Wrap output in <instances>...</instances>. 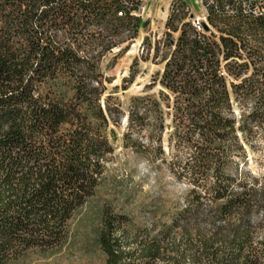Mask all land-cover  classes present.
I'll return each mask as SVG.
<instances>
[{"label":"trees","instance_id":"obj_1","mask_svg":"<svg viewBox=\"0 0 264 264\" xmlns=\"http://www.w3.org/2000/svg\"><path fill=\"white\" fill-rule=\"evenodd\" d=\"M136 3L0 0V264L62 245L101 184L122 115L125 147L139 143L190 186L170 263L264 264V237L254 241L264 228V179L241 182L237 160L264 140V16L210 14L211 28L199 30L183 5L173 10L154 80L159 95L134 97L123 112L113 96L103 98L100 64L118 44L112 36L138 34L141 18L119 14ZM122 222L104 210L98 244L106 264H136L116 235ZM139 248L144 263L166 254L157 241Z\"/></svg>","mask_w":264,"mask_h":264},{"label":"rangeland","instance_id":"obj_2","mask_svg":"<svg viewBox=\"0 0 264 264\" xmlns=\"http://www.w3.org/2000/svg\"><path fill=\"white\" fill-rule=\"evenodd\" d=\"M181 5L180 12L185 10V20L188 21L190 14H200L203 10L198 0H151L143 16L131 15L142 21L135 37H130L132 33L128 29H121L113 38L109 37L118 44L102 58L100 64L105 86L103 98L113 96L112 104L118 105L123 112L127 111L134 97L159 95L161 86L154 80L163 71L164 64L160 61L168 53L167 21L173 10L176 12ZM188 7L190 10L187 11ZM217 24L226 28L223 23ZM171 34L178 37V33ZM252 72L250 66L247 74ZM235 110L238 114L240 108L235 105ZM126 116H121L119 126H112L114 131L110 132V138L115 150L105 162L101 184L95 195L70 221L62 245L45 251H27L11 258L8 264H106V256L98 244L104 210L114 216H122L123 222L116 235L122 242L123 250L134 252L136 264H171L170 248L174 242L181 240L180 228L185 224L184 220L179 225L175 224V218L189 208L190 186L187 181L177 179L165 161L154 160L139 143L125 147ZM134 136L137 137L136 132ZM167 139L165 136L166 149ZM258 140L261 145H256L254 150L251 145L247 146V157L237 158L241 182L251 184L255 177L264 179V140L261 137ZM166 157L170 155L166 154ZM230 172L235 174V166ZM262 214L263 211L257 212L250 218L251 223L258 224ZM263 237L264 228H256L254 241L259 242ZM150 241L160 243L166 254L144 263L138 256L139 246L141 242Z\"/></svg>","mask_w":264,"mask_h":264},{"label":"built area","instance_id":"obj_3","mask_svg":"<svg viewBox=\"0 0 264 264\" xmlns=\"http://www.w3.org/2000/svg\"><path fill=\"white\" fill-rule=\"evenodd\" d=\"M150 1H137L132 7H141L142 14H144L143 5H147ZM198 2L202 4L203 10L200 14H192L194 16L192 22L199 30L203 29L205 24H208L210 14L223 17L245 16L250 18L251 14H259V17L264 16V0H236V3H228V0H198ZM188 8L190 10V7Z\"/></svg>","mask_w":264,"mask_h":264},{"label":"bare ground","instance_id":"obj_4","mask_svg":"<svg viewBox=\"0 0 264 264\" xmlns=\"http://www.w3.org/2000/svg\"><path fill=\"white\" fill-rule=\"evenodd\" d=\"M136 1H142V0H136ZM228 3H236V0H228ZM146 10H147V5H143V12H146ZM127 13L130 14V15L136 14L138 17L143 16V14H142V8L141 7H132V6H129L128 7V10L125 13H121L120 12L119 14L122 16V15H125ZM251 15H253L254 17H259V14H251ZM193 25L196 27L195 24H193ZM197 29H199V28H197Z\"/></svg>","mask_w":264,"mask_h":264},{"label":"water","instance_id":"obj_5","mask_svg":"<svg viewBox=\"0 0 264 264\" xmlns=\"http://www.w3.org/2000/svg\"><path fill=\"white\" fill-rule=\"evenodd\" d=\"M191 17L193 18L194 16L192 15ZM206 26H207V24H206Z\"/></svg>","mask_w":264,"mask_h":264}]
</instances>
